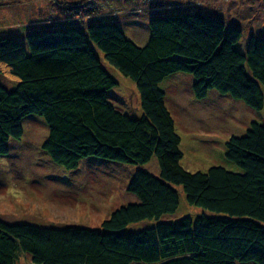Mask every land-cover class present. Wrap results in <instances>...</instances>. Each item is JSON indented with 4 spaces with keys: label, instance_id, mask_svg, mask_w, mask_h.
Returning <instances> with one entry per match:
<instances>
[{
    "label": "trees",
    "instance_id": "16d2710c",
    "mask_svg": "<svg viewBox=\"0 0 264 264\" xmlns=\"http://www.w3.org/2000/svg\"><path fill=\"white\" fill-rule=\"evenodd\" d=\"M151 9L143 44L99 14L37 22L24 40L0 37V158L21 137L23 119L39 116L47 126L41 149L66 169L86 157L141 165L154 156L158 165L157 174H130L125 189L134 199L99 226L0 219V264L21 254L34 264H264V121L225 140L235 168L187 170L160 86L183 73L196 98L214 90L264 110V35L250 33L239 49L241 28L220 13ZM104 61L135 84L141 114L107 99L117 81ZM175 186L199 215L162 219L177 209Z\"/></svg>",
    "mask_w": 264,
    "mask_h": 264
},
{
    "label": "rangeland",
    "instance_id": "374dc122",
    "mask_svg": "<svg viewBox=\"0 0 264 264\" xmlns=\"http://www.w3.org/2000/svg\"><path fill=\"white\" fill-rule=\"evenodd\" d=\"M154 8L220 13L226 23L231 20L241 28L242 36L236 44L239 49L244 48L250 33L264 35V0H0V37L21 40L27 27L37 26V22L99 14L115 17L131 40L143 44L148 36L145 23ZM104 64L117 81L107 92V99L130 116L141 114L135 84L105 61ZM3 78L5 84L12 82L8 76ZM190 80V75L177 73L160 84L180 136L181 165L190 171L212 165L235 168L224 157V142L231 134H243L250 121L263 122L264 110L251 109L214 90L196 98L190 91ZM22 129L21 137L11 138L8 153L0 158V219L8 222L99 226L113 208L134 199L125 188L136 168L158 173L154 156L141 165L86 157L79 160L76 168L66 169L53 163L41 149L47 135L41 117L27 116ZM175 187L177 209L162 219L199 215L202 209L188 204L181 187ZM16 264L34 263L28 255L21 254Z\"/></svg>",
    "mask_w": 264,
    "mask_h": 264
}]
</instances>
